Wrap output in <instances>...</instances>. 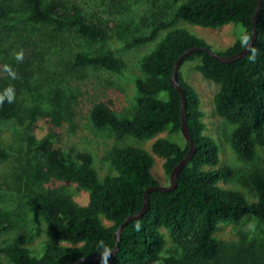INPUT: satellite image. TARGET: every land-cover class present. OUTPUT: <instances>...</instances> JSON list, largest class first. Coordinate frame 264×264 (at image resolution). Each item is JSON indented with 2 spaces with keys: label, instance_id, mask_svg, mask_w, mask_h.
Here are the masks:
<instances>
[{
  "label": "trees",
  "instance_id": "trees-1",
  "mask_svg": "<svg viewBox=\"0 0 264 264\" xmlns=\"http://www.w3.org/2000/svg\"><path fill=\"white\" fill-rule=\"evenodd\" d=\"M257 5L258 0H186L167 20L154 23L148 34L126 44L127 48L149 44L166 32L139 61L140 77L135 79L138 97L132 115L120 118L101 102L88 111L92 125L110 130L115 141L106 156L115 173L100 178L91 155L63 152L50 134L37 137L35 114L41 111L38 107L23 109L19 96L24 89L37 96L44 86L48 91L45 103L55 111L57 122L64 120L62 108L66 106L71 72L97 69L122 75L124 63L109 48L93 50L96 44L108 40L109 30L89 20L74 1L0 0V64L4 67L0 93L8 87L15 93L12 103L7 99L0 103V124L20 123L30 128V170L23 176L16 170L0 176V195L12 193L24 199L51 238L39 254L23 246L24 238L1 244L4 260L0 264H74L116 247L117 229L142 209L145 191L160 185L151 172V153L119 143L128 136L152 140L166 129L173 134L180 132L181 98L170 81L173 67L188 49L209 48L203 39L178 28L180 22L205 29L241 26V38L225 51L216 52L224 57L242 51L254 30L256 40L244 57L230 63L202 51L182 62L178 82L185 92V119L195 145L192 158L179 173L174 190L150 192L147 211L123 225L112 258L80 264H264L257 258L255 243L230 248L216 237L220 225L237 226L249 218L264 227V169H255L246 178V191L254 201L224 186L234 173L231 167L220 165L219 145L204 134L200 97L180 70L185 63L195 62V71L218 86L212 98L213 113L232 127L229 142L238 158L252 161L258 146H264V0L254 26ZM32 28L42 30L36 40L28 34ZM10 36L16 41L11 43ZM69 45H76L78 50L65 51ZM45 54L57 59V68L50 67L49 71ZM17 55L22 59L17 60ZM68 109L66 106L65 112ZM188 150L185 140L180 144L165 138L156 139L151 147L152 153L163 160L168 177ZM11 157L13 152L0 144V164ZM51 182L53 185L48 186ZM70 186L86 195L85 204L74 200ZM13 227L11 213L0 208V238ZM167 237L171 250H167Z\"/></svg>",
  "mask_w": 264,
  "mask_h": 264
},
{
  "label": "rangeland",
  "instance_id": "rangeland-1",
  "mask_svg": "<svg viewBox=\"0 0 264 264\" xmlns=\"http://www.w3.org/2000/svg\"><path fill=\"white\" fill-rule=\"evenodd\" d=\"M77 4L89 20L96 24L107 27L109 38L105 42L96 44L93 50L109 48L124 63L123 73L120 77L103 72L97 69L77 70L69 75V89L65 92L67 99L66 106L69 109L65 112L63 105L64 120L54 116L52 107L45 103L47 89L43 86L41 91L36 93L22 90L19 100L23 109L30 110L38 107L41 112L35 114L37 125L35 134L38 138H43L50 134L56 139V147L65 153H87L91 155L93 167L100 178L106 175H113L115 170L106 161V156L115 144L114 136L107 128H95L88 118V111L93 104L106 103L120 118L130 117L135 110L138 97L135 79L140 77L139 61L141 57L151 52L154 46L166 32H161L157 39L149 44L138 47L127 48L126 44L134 38L149 33L154 23L159 20H167L173 10L183 4L186 0H129L127 2H110L108 0H70ZM178 28H184L188 32L203 39L213 52L225 51L241 38L242 27L229 24L218 29H205L180 22ZM28 34L33 39H38L42 30L37 28L28 29ZM11 43L13 40L12 36ZM16 38V36H15ZM64 52L62 49H60ZM78 48L76 45H69L65 51L74 53ZM46 52V51H45ZM47 66L49 71L54 69L57 59L54 56H47ZM62 62L59 64L61 69ZM194 63H185L181 67L183 79L193 86L201 100L203 111V122L205 124L204 134L212 137L220 147V165L232 168L234 176L231 181L224 186L242 192L249 201L255 199L248 194L245 188L246 178L255 169H264V146H258L256 156L252 161L243 162L235 154L230 146L229 135L232 127L225 125L222 120L213 113L212 98L218 91V86L202 78L195 71ZM51 67V68H50ZM0 64V74L3 71ZM57 68V67H55ZM63 72V71H62ZM65 76V73H62ZM26 111V114H27ZM66 113V114H65ZM63 115V114H62ZM30 128L24 127L20 123L16 125L0 124V144L13 152V156L8 162L0 164V176L11 175L18 172L24 175L30 170L27 159V133ZM158 138L169 139L182 144L184 138L182 134L171 133L166 129L154 139L139 141L130 136L125 137L120 146H132L142 148L151 153L154 158L152 174L159 181L161 186L169 185V177L164 173L163 160L151 151L153 142ZM49 183L48 186H52ZM73 193L74 200L80 204H85V194L69 188ZM0 195V208L8 210L12 215L14 223L13 229L0 238V245L11 242L17 238H24L26 248L31 249L34 254L42 251L45 242L51 241L49 232L45 224L34 215L33 210L26 201L12 193ZM109 226L110 223L104 221ZM216 237L224 245L233 247L250 246L255 243L258 246L257 258L264 260V227L256 220L249 218L240 225H220ZM167 250H171V242L167 237ZM0 260L4 257L0 255Z\"/></svg>",
  "mask_w": 264,
  "mask_h": 264
},
{
  "label": "water",
  "instance_id": "water-1",
  "mask_svg": "<svg viewBox=\"0 0 264 264\" xmlns=\"http://www.w3.org/2000/svg\"><path fill=\"white\" fill-rule=\"evenodd\" d=\"M261 4H262V0H258V5L256 8V13L254 16V20H253V24L255 26V23L257 21V17L258 14L260 12V8H261ZM256 40V31L254 30L252 33V37L250 39V41L248 42V44L246 45V47L240 51L239 53H237L236 55L232 56V57H224L216 52H213L210 48L207 47H193L188 49L187 51H185L175 62V65L173 67V73L171 75V84L172 86L179 92L180 94V98H181V111H180V118H181V126H180V133L182 134L184 140L187 142V144L189 145V150L186 154V156L183 158V160H181L180 162H178V164L174 167L173 171L170 173L169 175V185L168 186H154V187H150L145 191L144 194V204L142 209L137 212L135 215L133 216H129L126 218L125 222L123 223V225L127 224L128 222L132 221L133 219H136L138 217H140L142 214H144L147 209L149 208V201H148V195L150 192L152 191H163V192H168V191H172L176 188L177 186V178L179 173L181 172V170L183 169V167L190 161V159L192 158L194 152H195V145L192 142V139L189 135V131H188V127H187V123H186V119H185V107H186V99H185V92L183 90V88L181 87V85L178 82V71L179 68L182 64V62L191 54L197 53V52H205L207 54H209L210 56H212L213 58L221 61V62H226V63H230L233 62L237 59H240L242 57H244L252 48V46L254 45V42ZM123 225L120 226L117 231L114 234V238H115V242H116V247L111 250L108 251L106 253L100 254V255H94L91 257H87V258H82L77 260L74 264H80L83 262H87V261H91V260H95V261H102V260H106V259H110L112 258L115 253L117 252V243L119 242V235L122 232V228Z\"/></svg>",
  "mask_w": 264,
  "mask_h": 264
},
{
  "label": "clouds",
  "instance_id": "clouds-1",
  "mask_svg": "<svg viewBox=\"0 0 264 264\" xmlns=\"http://www.w3.org/2000/svg\"><path fill=\"white\" fill-rule=\"evenodd\" d=\"M17 60L22 59V55H17ZM14 89L12 87H8L4 90L3 93H0V103H3L5 99H7L8 103H12L14 100Z\"/></svg>",
  "mask_w": 264,
  "mask_h": 264
}]
</instances>
